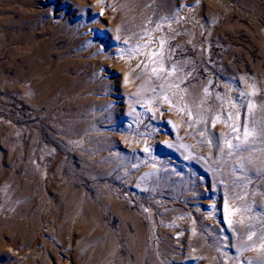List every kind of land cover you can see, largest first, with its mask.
<instances>
[{"label": "rangeland", "instance_id": "obj_1", "mask_svg": "<svg viewBox=\"0 0 264 264\" xmlns=\"http://www.w3.org/2000/svg\"><path fill=\"white\" fill-rule=\"evenodd\" d=\"M106 252L264 264V0H0V264Z\"/></svg>", "mask_w": 264, "mask_h": 264}, {"label": "bare ground", "instance_id": "obj_2", "mask_svg": "<svg viewBox=\"0 0 264 264\" xmlns=\"http://www.w3.org/2000/svg\"><path fill=\"white\" fill-rule=\"evenodd\" d=\"M186 7V6H185ZM63 18H62V16H61V14L58 12V13H56L55 15H54V17H53V23H61V20H62ZM69 28H71V27H69ZM62 30V29H61ZM94 34V33H93ZM97 34V33H96ZM97 39V38H96ZM150 39V38H149ZM149 39H148V41H149ZM151 40V39H150ZM145 42L146 44L147 43H149V42ZM151 44V43H150ZM149 45V44H148ZM150 46V45H149ZM118 49H116V51H117ZM101 62V61H100ZM70 63H71V61H70ZM75 67H77V66H75ZM144 68V67H143ZM60 72V71H59ZM73 72V71H72ZM77 74V73H76ZM146 75V74H145ZM75 77V76H74ZM142 80H143V78H142ZM172 80H173V78H172ZM175 80V79H174ZM178 79H176V81H177ZM149 81V80H148ZM34 82V81H33ZM65 82V81H64ZM144 82V81H143ZM166 82V81H165ZM164 82V83H165ZM171 79H169V82H168V84L167 85H172L171 84ZM47 83V82H46ZM177 83V82H176ZM179 84V83H178ZM38 85V84H37ZM166 85V86H167ZM174 85V84H173ZM52 86V85H51ZM83 86V85H82ZM165 86V87H166ZM91 87V86H90ZM169 87V86H168ZM176 87V86H175ZM48 88V87H47ZM235 88H237L236 86H235ZM50 89V88H49ZM76 90H77V88H75ZM86 89V88H85ZM194 89V88H193ZM196 89V88H195ZM194 89V90H195ZM51 90V89H50ZM57 90H59V89H57ZM84 90V89H83ZM178 90H179V88H178ZM181 91H182V89H181ZM177 93V95L178 94H180L178 91L176 92ZM176 93H175V95H176ZM185 93V92H184ZM183 93V94H184ZM188 94V93H187ZM201 95V94H200ZM197 96V95H196ZM181 97V96H180ZM199 97V96H198ZM196 98V97H195ZM192 99L193 101L194 100H197V99ZM199 99H200V97H199ZM199 101V100H198ZM204 101V100H203ZM194 103V102H193ZM195 104H196V102H195ZM191 106V105H190ZM196 106V105H195ZM198 106V105H197ZM200 106V105H199ZM192 107V106H191ZM194 107V106H193ZM198 108V107H197ZM204 108V107H203ZM143 109L144 108H142L141 109V118H143V114H145L146 112H144L143 113ZM194 109H195V107H194ZM203 110H206V109H203ZM197 112V111H196ZM197 114H199V113H197ZM204 115H205V113H204ZM136 118V117H135ZM135 118L133 119V120H135ZM146 118V117H145ZM132 120V121H133ZM137 121H138V119H136ZM216 122V121H215ZM214 122V123H215ZM130 125V124H129ZM142 125V124H141ZM135 126H136V124H135ZM74 128V127H73ZM152 138H156V137H152ZM159 138V137H158ZM163 138V137H162ZM161 140V139H160ZM142 141V140H141ZM160 142V141H159ZM157 143V142H156ZM140 144V143H139ZM144 150L143 151H141L142 153H143V155L145 154H149V153H151L152 152V148L151 147H149V146H144V148H143ZM147 149V150H146ZM139 157H141V156H139ZM142 158V157H141ZM142 160V159H141ZM154 163V162H153ZM152 164V163H151ZM150 166H154V164H152V165H150ZM74 198V197H73ZM73 201V200H72ZM71 201V202H72ZM71 204V203H70ZM77 204V203H76ZM75 204V205H76ZM72 205H73V203H72ZM212 212H211V214H215V207L213 206V207H211V209H210ZM186 225V224H185ZM52 225L51 224H49V225H44V227H43V229H42V231H40V233H39V236H37V237H35L34 239H33V244H32V242H31V245H32V247H28L29 249H24L21 253H19V255L21 254L23 257L22 258H27V259H31V257L32 258H34V259H40V260H45L47 263H50L51 261H52V255L50 254L51 253V251H52V249H51V247L53 246H55L53 243L52 244H50V246L48 247V246H45V243H46V241L48 242V241H50V240H47V239H45L47 236H51V234H50V231L49 230H51L52 229ZM56 227V226H55ZM58 229V228H57ZM49 231V232H48ZM53 231V230H52ZM179 232H181V231H179ZM178 232V233H179ZM54 237V236H53ZM52 237V239H54ZM50 238V237H49ZM31 240V239H30ZM140 240V239H139ZM53 241V240H52ZM187 241V240H186ZM109 243V242H108ZM180 243V242H179ZM30 244V243H29ZM111 244H113V243H111ZM108 245H110V244H108ZM105 246H107V245H105ZM112 247H113V245H111ZM111 246H109L108 247V249L109 248H112ZM64 247V246H63ZM57 248V247H56ZM69 249H71V248H69ZM67 250V249H66ZM110 251H111V249H109ZM56 251V250H55ZM13 252H14V250H13ZM52 252H54V251H52ZM109 252V251H108ZM68 253V252H67ZM107 253V252H106ZM113 253H115V252H113ZM64 255H66L65 257V260L62 262V261H60V264H69L70 263V257L67 255V254H64ZM95 255V254H94ZM114 255H116V253L114 254ZM35 256V257H34ZM55 256V255H54ZM87 257V256H86ZM112 257V255H111V252L110 253H107V255H106V264H110V258ZM55 260V259H54ZM59 260V259H58ZM54 262V261H53ZM85 262V261H84ZM44 263V262H43ZM46 264V263H45ZM57 264H58V261H57ZM94 264H95V261H94ZM190 264H192V263H190Z\"/></svg>", "mask_w": 264, "mask_h": 264}, {"label": "snow or ice", "instance_id": "obj_3", "mask_svg": "<svg viewBox=\"0 0 264 264\" xmlns=\"http://www.w3.org/2000/svg\"><path fill=\"white\" fill-rule=\"evenodd\" d=\"M246 135H247V133H246ZM231 146V145H230ZM147 150V149H146Z\"/></svg>", "mask_w": 264, "mask_h": 264}]
</instances>
